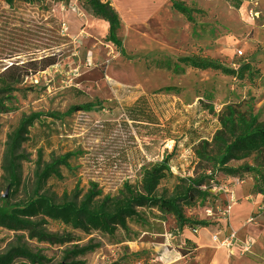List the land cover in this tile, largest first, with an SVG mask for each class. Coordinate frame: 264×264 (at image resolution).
Returning a JSON list of instances; mask_svg holds the SVG:
<instances>
[{
    "label": "rangeland",
    "instance_id": "374dc122",
    "mask_svg": "<svg viewBox=\"0 0 264 264\" xmlns=\"http://www.w3.org/2000/svg\"><path fill=\"white\" fill-rule=\"evenodd\" d=\"M103 1L120 16L126 57L105 41L108 24L78 0L17 1L12 7L0 0V75L12 64L59 57L57 65L27 77L11 110L0 114V207L36 193L57 202L90 193L122 198L127 186L140 190L144 173L165 161L158 190L170 196L195 177L199 162L214 165L223 142H231V121L254 118L264 126V0H240L238 8L224 0H175L204 11L196 17L198 31H206L201 39L172 9V0ZM192 56L237 71L247 65L251 74L238 79L212 70L186 68L177 75L159 68ZM143 100L157 124L130 121L129 112L141 110ZM89 103H98L94 111L70 112ZM19 130L25 141L15 152L17 188L7 167ZM68 154L67 165H56ZM51 165L58 173L38 185V175ZM215 179L206 203L186 210L207 228L179 232L167 216L163 224L151 219L153 229L131 223V233L115 238L75 232L74 243L54 246L0 227V254L20 239L43 258L41 264H59L72 246L90 242L99 248L83 264H264V197L251 195L254 177ZM48 231L62 235L64 228L53 224ZM11 264L32 263L19 257Z\"/></svg>",
    "mask_w": 264,
    "mask_h": 264
},
{
    "label": "trees",
    "instance_id": "16d2710c",
    "mask_svg": "<svg viewBox=\"0 0 264 264\" xmlns=\"http://www.w3.org/2000/svg\"><path fill=\"white\" fill-rule=\"evenodd\" d=\"M6 6L12 7L17 1L28 5L44 4L49 0H1ZM232 3L238 8L240 0H224ZM79 6L90 16L108 24V34L105 38L107 43L112 44L116 51L123 57L127 56L122 40L118 36L121 28V19L118 12L110 2L103 0H78ZM172 9L182 15L192 25V35L201 39L206 33L198 31L196 17L204 14V11L189 7L183 2L171 1ZM203 28V27H201ZM59 57L52 55L40 60H30L23 64H12L0 75V114L11 110L10 102L13 94L20 92L18 86L22 85L27 77L44 72L50 67L57 65ZM174 71L182 75L186 68L200 71H217L224 75L243 79L245 74H251L249 66H243L239 71L224 67L220 62L211 58L200 56L183 57L176 63H166L159 67ZM143 107L136 111L135 108L129 112L130 121L139 124L155 125L156 118L150 111L148 104L143 100ZM98 103H89L73 107L70 112H91ZM228 130L231 142L225 143V149L215 160L214 165L208 166L199 162L195 177L187 185L178 186L170 196L160 195L159 186L164 179V171L167 170V162L157 164L144 173L140 190H134L131 186L126 187V195L122 198L105 197L98 199L96 193H90L81 200L66 199L57 202L47 195L36 193L28 201L13 206L0 207V227L10 232H23L29 240L54 246H66L75 242L74 233L92 236L95 233L115 238L118 232L131 233L130 224L134 223L141 227L153 229L151 219L165 223L167 216L175 218L179 232L185 228L196 225L207 228L209 223L197 222L187 216L186 210L202 206L209 198L210 183L216 184L217 174H223L229 178L244 180L245 177H254V186L251 195L264 197V126L259 125L256 119L238 118L231 121ZM22 130L16 132L12 138L9 148L7 172L11 179V186L19 187L20 178L18 167L15 162V152L20 148L24 138ZM72 154L56 165H67V160ZM243 161L240 166H231V162ZM56 165L46 167L38 175L37 184L57 174ZM56 224L63 227L62 235L51 233L48 227ZM195 230V229H194ZM159 233V232H158ZM194 250L196 246L190 240ZM99 245L88 243L85 246H72L59 264H83L82 258L94 252ZM193 250V249H192ZM193 252V251H192ZM188 253H184L187 256ZM25 258L32 264H41L43 258L34 253L31 248L21 243L20 239L15 244L9 245L5 253L0 254V264H11L16 258Z\"/></svg>",
    "mask_w": 264,
    "mask_h": 264
},
{
    "label": "built area",
    "instance_id": "2783aa9c",
    "mask_svg": "<svg viewBox=\"0 0 264 264\" xmlns=\"http://www.w3.org/2000/svg\"><path fill=\"white\" fill-rule=\"evenodd\" d=\"M196 232V231H195ZM231 245V243L230 244H228V246H230Z\"/></svg>",
    "mask_w": 264,
    "mask_h": 264
}]
</instances>
